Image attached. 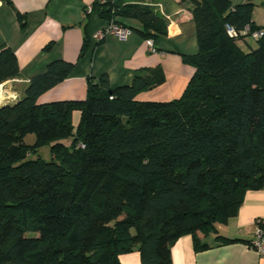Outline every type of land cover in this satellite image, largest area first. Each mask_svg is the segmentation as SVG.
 Segmentation results:
<instances>
[{
    "label": "trees",
    "instance_id": "obj_1",
    "mask_svg": "<svg viewBox=\"0 0 264 264\" xmlns=\"http://www.w3.org/2000/svg\"><path fill=\"white\" fill-rule=\"evenodd\" d=\"M187 1L198 52L184 57L194 72L177 99H137L165 82L158 66L115 88L106 75L88 79L83 100L40 103L74 68L55 60L0 107V264H121L133 252L141 264H171L181 236L207 249L199 234L226 224L245 193L263 187L264 26L252 21L255 0ZM152 4L109 0L92 9L154 42L167 20ZM257 30L263 35L251 39ZM19 77L15 54L0 46V86Z\"/></svg>",
    "mask_w": 264,
    "mask_h": 264
},
{
    "label": "crops",
    "instance_id": "obj_2",
    "mask_svg": "<svg viewBox=\"0 0 264 264\" xmlns=\"http://www.w3.org/2000/svg\"><path fill=\"white\" fill-rule=\"evenodd\" d=\"M109 0H0V46H6L17 59L20 77L0 86V106L19 98L35 76L45 72L49 63L63 60L73 63L71 73L60 84L45 92L39 102L83 100L87 95V80L106 75L112 88L128 85L137 72L161 67L165 82L137 96L141 101L167 102L177 99L186 88L194 68L184 60L197 54L193 5L180 0H144L156 4L160 16L167 20L166 36L153 42L150 53L146 41L136 32L126 40L107 36L95 43L93 36L109 23L93 10L94 2ZM232 6L245 0H227ZM263 0H255L252 21L264 26ZM152 4V5H153ZM21 20L23 22L21 23ZM129 26L137 28L135 21ZM247 40V46L250 47ZM51 44V49L44 48ZM83 45L85 53L80 56ZM244 51L247 46L238 44ZM79 114L73 113L74 124ZM264 216V185L247 191L237 214L226 224H216V231L199 234L207 249L196 251L190 235L181 236L171 247V264H264V255L249 246L255 223ZM217 237L231 240L220 242ZM121 264H141L139 254L119 257Z\"/></svg>",
    "mask_w": 264,
    "mask_h": 264
},
{
    "label": "built area",
    "instance_id": "obj_3",
    "mask_svg": "<svg viewBox=\"0 0 264 264\" xmlns=\"http://www.w3.org/2000/svg\"><path fill=\"white\" fill-rule=\"evenodd\" d=\"M248 28H246L243 32H241V35H245L248 33ZM226 31L227 34L231 37H236V32L226 25ZM132 34L131 31L124 29L120 26H117L113 23H108L106 28L100 31L99 33L95 34L93 36V40L95 43L102 42L105 37L107 36H113L121 41L126 40L128 36ZM263 35V31L257 30L251 34V39H258ZM146 45L148 47V50L150 53H155V49L153 47L152 41H146ZM249 246L252 250H254L259 255H264V216L260 219H258L255 223V231L253 234V239L249 243Z\"/></svg>",
    "mask_w": 264,
    "mask_h": 264
},
{
    "label": "rangeland",
    "instance_id": "obj_4",
    "mask_svg": "<svg viewBox=\"0 0 264 264\" xmlns=\"http://www.w3.org/2000/svg\"><path fill=\"white\" fill-rule=\"evenodd\" d=\"M249 45H250V47L251 48H255V46H256V44H255V42H253V41H249ZM1 107V106H0ZM34 140H35V138H34V136H32V135H29V136H27L26 138H25V142H26V144H28V145H32L33 143H34ZM69 142H70V140H65L64 141V144L65 145H68L69 144ZM43 160H45V161H48V160H50V154H49V149H48V147H43V148H41L40 150H39V154H38Z\"/></svg>",
    "mask_w": 264,
    "mask_h": 264
},
{
    "label": "bare ground",
    "instance_id": "obj_5",
    "mask_svg": "<svg viewBox=\"0 0 264 264\" xmlns=\"http://www.w3.org/2000/svg\"><path fill=\"white\" fill-rule=\"evenodd\" d=\"M1 97V96H0Z\"/></svg>",
    "mask_w": 264,
    "mask_h": 264
}]
</instances>
